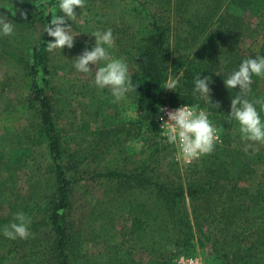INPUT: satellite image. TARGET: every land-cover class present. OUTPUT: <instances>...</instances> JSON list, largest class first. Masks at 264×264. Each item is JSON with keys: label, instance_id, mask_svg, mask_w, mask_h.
<instances>
[{"label": "trees", "instance_id": "16d2710c", "mask_svg": "<svg viewBox=\"0 0 264 264\" xmlns=\"http://www.w3.org/2000/svg\"><path fill=\"white\" fill-rule=\"evenodd\" d=\"M58 3L59 0H42L37 4V9L35 3L24 2L15 10L0 8V16H5L11 22H21L24 18L23 13H27V17L32 15L40 17L46 27L50 23L53 10L55 14H60ZM135 10L139 11L136 8ZM225 10L229 22H233L235 26L234 41L227 45V39L223 38V42L214 45L213 35L217 33L214 31L220 30L223 23L221 21L212 23L211 18L205 16L198 29L194 30L205 38L206 45L203 46L205 52L195 56L183 54L180 48L182 45L175 46L172 42L174 28L167 16L148 15L149 24L144 23V27L139 28L136 37L131 39L133 45L131 61L134 70L130 74L137 91L129 94L135 100L145 120L152 122L157 128L158 124L154 120L158 118L160 108L165 104L193 107L199 105L200 109H207L211 121L218 125L225 143L229 141L233 147V155L239 159L241 157L244 165L247 166L244 171L238 168L234 172L232 169L239 167L238 163H240L237 158L238 163H232L234 168H227L226 164L229 162L219 163V156L226 147L208 156L209 159L211 158L209 160L211 166L219 164L217 172L219 177H223L221 180L228 183L227 186L232 191L230 197L233 192H237V186L242 180L251 184L257 183L258 187L257 192L250 198V206L244 209L233 206V209L239 210L240 214H248V210L251 215L253 214L242 218L234 217L233 225L237 229L234 234L237 242L236 261L244 260V264H264V144H254L246 149L247 142L241 140L238 124L235 121L229 122L228 118L231 112V99L238 94L239 89L229 90L224 83V78L237 70L245 58L264 55V0H228ZM90 11L93 15L92 21L86 24H93L95 29L100 31L103 22L96 10ZM248 16L256 23L251 31L253 37L250 41L253 43L243 50L240 45L246 38L245 20ZM214 24L217 26L215 30ZM218 40L221 41L222 38ZM49 41L54 42V38L48 36L44 29L42 36L34 42L31 59H23L14 49H6L4 46L9 45L7 43L0 49L2 56H0V66L3 67L4 76L10 73L11 68L14 70L13 76L7 77L6 87L10 86L11 79L20 76L23 78L15 86V99L5 107L6 118L2 126L4 134L1 139L9 134V130L18 129L15 125L18 120L21 122L18 116L23 120L29 112L36 113L33 129L26 135L30 143L26 144L27 146L19 144L16 147L0 150V171H4L3 179L0 176V209L6 207L14 211L15 207H19L17 213L23 212L31 218L29 237L10 239L9 248L0 253V264H35L37 259V264H74L78 260L82 261L83 258L79 256L86 246L88 250L91 244H88V241L96 243L99 234H96V229L90 230L88 237L90 239L93 235V238L89 240L88 215L82 214L80 218L76 217L81 206L80 199L71 200V187L74 185L93 184L96 181H100L102 188H108L113 181L149 184L162 201L171 203L175 212L179 209V200L186 196L183 186L170 189L160 181H147V178L142 176L144 173H124L97 167L91 169L90 165L100 164L101 158V155L94 154L91 145L95 141H100L102 135L100 123L112 117L114 112L117 113V103L112 102L113 98L107 89L100 91L92 84V80L78 85L68 82L67 86L61 74H66L71 65L63 61L55 63L57 59L55 53L46 50ZM20 43L17 42L16 45L19 47ZM199 74L201 78L211 77L209 87L212 103H219L218 109L207 100L193 97L194 80ZM171 76L177 82L176 91L163 88ZM252 79L251 92L247 98L251 101L264 98V78L253 76ZM255 106L259 111L260 106L258 104ZM69 108L74 109V114L80 110L79 123L65 116ZM260 115L264 120V111L260 112ZM122 123L118 124L120 133L126 131V124ZM36 148L44 149L41 155L36 153ZM39 158L46 163L41 175L53 176L55 183L49 196L37 199L39 202H26L19 188L7 186L9 183L7 176L26 166L28 161L36 162ZM37 172H39L38 168ZM243 172L247 179L241 176ZM104 181L107 184H104ZM221 187L223 186L215 184L211 188L220 193L223 189ZM208 192L210 193L211 190ZM187 194L194 202L202 199L199 197L202 192L190 190ZM123 205L127 212L125 219L115 226L113 219L107 217V220H110L100 226L102 228L108 225V231L112 233L111 240L104 241L105 247L111 248L117 242L122 245L131 244L134 239L141 238L143 234L162 223L161 218L142 202L138 203L126 198ZM175 212L170 217V224L186 236V244L198 247V243L201 242V247H204L203 237L206 232L202 224H199L198 218L197 220L195 218L196 227H194L188 222L187 216ZM14 218L11 216L1 218L0 226L10 225ZM212 222L214 223L215 220ZM228 222H232V218L227 219L226 215H223V219H219V224L223 226L227 227ZM116 229H119L118 234ZM100 231L103 233V230ZM225 260L227 262L222 264H231L228 257H225ZM115 261L123 264L119 258H115Z\"/></svg>", "mask_w": 264, "mask_h": 264}, {"label": "rangeland", "instance_id": "374dc122", "mask_svg": "<svg viewBox=\"0 0 264 264\" xmlns=\"http://www.w3.org/2000/svg\"><path fill=\"white\" fill-rule=\"evenodd\" d=\"M41 1L0 0V8L15 10L16 7L22 6L24 2H32L37 5ZM227 1L85 0V7L76 9V20H67V24L71 25L73 29L72 34L76 36L74 46L71 49L65 47L63 50L58 49L55 51V56L57 57L55 63L63 61L71 65L66 74H61L64 79L63 82L68 86V82L72 85H78L93 79L95 69L92 76H86L78 73L73 67V59L81 55L85 49L91 50L95 45V38L90 33L97 30L93 24H86V22L90 23L92 21L93 15L90 10H96L100 16V20L103 22L99 28L100 31L111 29L113 32L115 47L109 49L112 56L123 58L127 62L130 72H132L134 66L131 61L133 57L131 39L136 37L140 27L149 24L147 16L150 14H156L159 17H164L165 15L169 18L174 28V40L172 42L175 46L182 45V47H179L183 54L195 56L205 52L203 50V46L206 45L205 38L201 33H198V35L197 32H194V30L198 29L200 22H203L202 19L205 16L210 17L212 23H216V21L223 23L220 30L214 31L217 32L213 35L215 38L213 39L214 45L217 42H223V38L227 39V45L232 43L235 38V31L233 30L235 26L233 22H229L226 14L225 6ZM135 8L139 11L135 10ZM8 21L11 22V20ZM42 21L40 17L35 15L27 17V19L23 18L21 22L12 21L14 33L11 36H0V49L3 44L7 43L9 45L4 46L6 49H14L23 59H31L34 42L42 36L45 29ZM245 21L247 34L245 40L240 45L243 50L249 48L253 43L251 42L253 37L251 31L253 25L256 23L250 16ZM216 28L217 26L214 24V30ZM220 38L222 40L217 41ZM17 42H21L19 47L16 45ZM19 66L21 67L20 64ZM4 73L3 67L0 66V82H2L0 84V150L16 147L19 144H29L30 141L26 135L29 130L32 131L33 125L36 122L35 112H29L24 116L23 120L18 116L21 120V122L18 120L15 123L18 129L9 130V134L4 139H1L4 134L2 126L6 118L5 107L7 103L15 99V86L18 85L19 80L23 79L21 76L16 77V79L13 78L9 82L10 86L6 87L8 83L6 81L7 77L13 76L14 70L11 68L7 76H4ZM170 79L175 81L173 76ZM202 110L206 111L210 119L211 116L207 109ZM79 113L80 110L74 114V109L69 108L65 116L69 119L73 118L75 123H79L81 115ZM155 121L157 122V118H155ZM118 122L126 124V131L120 133ZM211 122L217 129L219 128L216 123ZM134 123L135 125H132ZM24 126L27 129L24 130ZM152 126V122L145 120L135 100L128 93L125 101L117 103V113L114 112L112 117L100 123L102 132L100 141H95L91 145L94 154L101 155L100 164H91L90 166L91 169L97 167L98 169L109 168L124 173H144L142 176L146 177L147 181H160L170 189L183 186L186 196L179 200L178 211L175 212L173 210L171 203L162 201L155 193L154 188L149 184L135 181L129 184L113 181L110 182L108 188H102V185L99 184L100 181H96L93 184L80 183L72 186L71 200L80 199L79 205L81 206L77 211L76 217L80 218L82 214L88 215L89 230H87V237L92 229H96V234H99L95 240L96 243L88 241V244L91 243L88 250L86 246L82 255L80 254L79 256L83 258L82 261L78 260L74 264H119L115 263L117 262L115 258H119L123 264H174L176 258L180 255H197L213 264L227 262L225 257H228L231 264H244V260L243 262L236 261L237 242L234 239V234L237 229L233 225V221L235 220L234 217L242 218L245 215L252 216L253 214L251 215L249 210L248 214H240L239 210L233 209V206H240L243 209L250 206V198L258 190L257 183L251 184L249 181L242 180L237 186V192H233L230 197L232 191L227 186L228 183L222 181L223 177H219L220 175L217 172L219 164L211 166L209 155L215 154V152H219V150H223L226 147V150L219 156V163L221 161L229 162L226 164L227 168H234L232 163L237 162V158L240 163L237 162L239 167L232 169L234 172L238 168L244 171L247 166L244 165L241 157L239 159L236 155H233V147L229 141L225 143L224 140L220 147L215 149L211 154L204 155L201 159L192 163H185L177 158L175 146L169 145L166 142V138L158 131V128ZM151 147L153 150H149ZM43 151L44 149L42 148H36V153L39 155ZM45 166L46 163L40 158L36 162L28 161L27 165L17 172L8 174L7 179L9 183L7 186L19 188L26 202H39L37 199L49 196L55 183L53 176L44 177L41 175ZM37 168L39 172H37ZM0 176L3 179V170L0 171ZM241 176L246 179L248 178L244 172ZM260 182L263 181L260 180ZM103 183L107 184L105 181ZM215 184L223 186L220 193L211 188ZM190 190L202 192L201 196H199L202 199L194 202L191 196L187 194V191ZM208 190H211V192L209 193ZM237 194L242 195L237 197ZM52 195L55 196V194ZM126 198L146 204L148 208L161 218L162 223L150 229L141 238L134 239L131 244L122 245L120 242H117L111 248L109 246L105 247L103 245L104 241L111 240L112 233L108 231V225L102 228L100 226L101 224H106L110 219H113V223L116 226L119 221L127 217V212L123 205V201ZM18 208L15 207L13 211L3 207L0 209V220L1 218L10 216L15 217ZM174 212L187 216L188 222L194 227H196L195 218L196 220L198 218L199 224H202L206 232L205 237H203L202 246L204 247H201V242L198 243L200 247H192V244H186V236L170 224V217L173 216ZM223 215H226L227 219L232 218V222H228L227 227L221 223L219 224V219H223ZM107 217L110 219L107 220ZM37 219L39 220L40 218ZM214 220L215 222L213 223L212 221ZM203 221H206V223H203ZM3 228V226H0V253L6 251L11 242L10 239L4 238ZM100 230H103V233ZM116 233H119V229H116ZM92 238L93 235L90 236V239L88 237L89 240ZM37 262L38 259L35 264Z\"/></svg>", "mask_w": 264, "mask_h": 264}, {"label": "clouds", "instance_id": "9594fccd", "mask_svg": "<svg viewBox=\"0 0 264 264\" xmlns=\"http://www.w3.org/2000/svg\"><path fill=\"white\" fill-rule=\"evenodd\" d=\"M37 9L38 6L36 5ZM85 7V0H59L58 9L60 14L51 17L50 23L45 27V33L54 38L47 42L46 50L55 53L65 47L71 49L74 46L75 37L71 25L67 20L75 21L76 9ZM27 19V13H23ZM14 33V25L5 16H0V36H11ZM90 35L95 38V45L91 50L85 49L83 53L73 59L74 69L83 75L94 76L92 84L112 96L113 103H120L127 99L129 92L137 91L133 84L132 76L127 62L123 58H115L109 49L115 47V40L111 29L106 31H94ZM219 75V74H217ZM253 76L264 78V55L255 58H245L230 75L224 78L225 86L230 89H239L238 94L231 99V112L228 114L229 122L235 121L239 126L242 141L246 143V149L254 144H264V120L260 112L264 111V98L249 100ZM211 77L201 78L199 74L194 80L193 97L207 100L218 109L219 103L213 104L211 98ZM164 89L176 91L177 82L168 80ZM260 106L257 110L255 105ZM160 112H166L159 116L161 121V135L166 138L169 145L177 149V158L185 162H192L203 155L211 154L219 140L218 129L208 118L206 111L199 105H183L174 110L163 107ZM31 218L23 212L15 215L14 221L3 228V235L11 240L27 239L30 235ZM185 257L180 256L175 264H185Z\"/></svg>", "mask_w": 264, "mask_h": 264}, {"label": "built area", "instance_id": "2783aa9c", "mask_svg": "<svg viewBox=\"0 0 264 264\" xmlns=\"http://www.w3.org/2000/svg\"><path fill=\"white\" fill-rule=\"evenodd\" d=\"M181 106H183V105L172 106V105H170V104H165V105H163L162 107L165 108V109H167V110H174V109H176V108H178V107H181ZM188 106H189V105H188ZM160 115H164L165 120L167 119L166 112H164V113H161V112H160L159 116H160ZM159 116H158V118H157V124H158V129H159V131H160V133H161L162 129H161V121L159 120ZM218 133H219V140H218V142H217L216 145H215V149H217L218 147H220V145L222 144V141H223V139H222V135H221V133H220L219 130H218ZM215 149H214V150H215ZM203 156H204V155H203ZM203 156H201L200 158H198V159H196V160H193L192 162L201 159ZM181 160L184 161L183 159H181ZM184 162H185V161H184ZM192 162H185V163H192ZM180 256H184V257L186 258V259H185V264H213V263L207 262V261L204 260L202 257L197 256V255H190V256H188V255H180ZM180 256H179V257H180ZM176 260H177V258H176ZM176 260H175V261H176ZM174 264H175V262H174Z\"/></svg>", "mask_w": 264, "mask_h": 264}]
</instances>
